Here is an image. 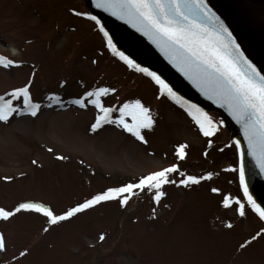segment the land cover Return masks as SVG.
<instances>
[{"label": "rangeland", "instance_id": "rangeland-1", "mask_svg": "<svg viewBox=\"0 0 264 264\" xmlns=\"http://www.w3.org/2000/svg\"><path fill=\"white\" fill-rule=\"evenodd\" d=\"M73 8L88 12L85 0H0V55L21 61L0 65V96L18 106L0 121V207L34 202L59 214L169 164L179 171L169 174L174 182L162 186L158 203L154 190L133 189L125 205L114 198L55 224L34 212L0 218L7 244L0 264H264V234L239 247L264 220L241 193L239 149L228 125L210 111L216 131L210 137L197 131L153 81L113 58L99 29ZM29 79L40 105L35 116L10 95ZM101 86L117 89L101 97L106 106L141 99L151 109L156 123L141 130L147 143L110 120L92 130L99 113L91 98L82 107L72 98ZM181 143L187 144L183 159L176 153ZM206 172L213 176L198 184L175 183ZM225 194L239 198L247 214L240 216L235 202L226 208Z\"/></svg>", "mask_w": 264, "mask_h": 264}, {"label": "snow or ice", "instance_id": "snow-or-ice-1", "mask_svg": "<svg viewBox=\"0 0 264 264\" xmlns=\"http://www.w3.org/2000/svg\"><path fill=\"white\" fill-rule=\"evenodd\" d=\"M95 2L97 8L105 9L120 19L128 20L148 34L180 71L191 79L205 95H209L217 103L226 105L233 116L243 124L244 135L248 140L249 147L253 149L254 155L258 151L259 166L264 170V74L243 55L240 45L236 43L227 27L211 11L206 0H95ZM71 11L76 15L88 17L95 21L99 30L107 38L109 49L125 61L128 67L135 68L151 77L159 85L160 95L166 94L177 103L183 102L189 115L199 126L201 133L208 137L214 134L216 128L212 117L198 105L184 101L183 97L178 96L173 88L156 72L141 67L135 60L119 51L113 44L112 37L109 36L96 16L90 12H78L75 8ZM209 22H213V26H210ZM20 63L19 60L0 56V65L5 67ZM31 84L32 80L29 79L22 86L11 89L10 95L15 96L17 101L26 106V108L21 109L22 111H28L35 116L40 105L32 99ZM115 92L117 89L114 87H97L85 91L83 97L75 100V103L86 106L85 98H91L88 102L94 105L99 113L95 123L91 126L92 130L100 127L102 121L110 120L128 133H132L140 141L147 143L141 130L152 129L156 123L151 109L141 99L125 100L118 108L116 105L106 106L101 97ZM114 109L119 112V116L111 115ZM17 110L18 106L14 104L13 99H5L0 96V121H8L9 117ZM126 117L130 119H126ZM208 143L211 145L212 141L209 140ZM236 146L239 149V140L236 141ZM186 148V143L177 145L176 153L179 159L186 157ZM240 154L243 157L242 150H240ZM178 171V164H169L167 167L141 177L136 183L129 182L120 187L108 188L59 214L42 203L21 202L10 210L0 207V218L7 220L14 214L34 212L47 217L49 224H55L68 220L74 214L88 210L100 202L114 198H119V203L125 205L129 195L133 193V189H147L150 192L154 190V199L158 203L161 197L165 195L162 186L174 182L169 174ZM212 176V172H206L204 176L187 175L186 178L175 181V183L190 186L191 184H198L205 177L211 178ZM5 179L11 178L5 177ZM239 179L248 204L251 205L259 218L264 220V206L258 204L249 194L243 163L239 167ZM211 191L218 193L221 190L212 188ZM233 202L237 205L236 211L239 215L245 216L247 214L246 206L239 198L225 194L221 200L226 208L232 206ZM153 215H155V209H153ZM228 226L231 227V224ZM262 234H264V228H260L255 236L245 239L239 247L245 248L250 245L252 240L262 236ZM100 239H104L103 233H101ZM6 248L5 236L0 233V251L6 250ZM28 251L29 249L25 248L20 255L23 256Z\"/></svg>", "mask_w": 264, "mask_h": 264}, {"label": "water", "instance_id": "water-1", "mask_svg": "<svg viewBox=\"0 0 264 264\" xmlns=\"http://www.w3.org/2000/svg\"><path fill=\"white\" fill-rule=\"evenodd\" d=\"M89 12L96 16L104 29L112 37L113 42L123 51L131 54L149 67L157 70L191 103L198 105L204 110H214L223 115L240 141V148L243 151V166L245 170V181L248 185L249 194L261 206H264V170L258 162V151L254 155L253 149L249 147L243 131V124L240 123L228 107L223 103H217L215 99L205 95L196 84L193 83L180 69L169 59V56L162 51L161 47L150 38L148 34L141 31L133 23L126 19H120L112 12L96 7L95 0H86ZM208 7L216 17L227 27L240 45V50L256 68L264 74V59L250 43V41L235 27L231 17L219 0H206ZM213 26V22H209Z\"/></svg>", "mask_w": 264, "mask_h": 264}, {"label": "bare ground", "instance_id": "bare-ground-1", "mask_svg": "<svg viewBox=\"0 0 264 264\" xmlns=\"http://www.w3.org/2000/svg\"><path fill=\"white\" fill-rule=\"evenodd\" d=\"M233 2L232 6L235 9V12L233 11V21L252 33L254 35L252 36L264 51V0H233ZM241 9H243L248 19L241 14ZM260 30H263L262 35H260Z\"/></svg>", "mask_w": 264, "mask_h": 264}]
</instances>
